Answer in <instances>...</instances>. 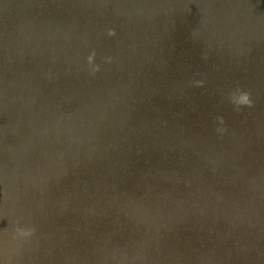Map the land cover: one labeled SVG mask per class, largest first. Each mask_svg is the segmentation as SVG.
Wrapping results in <instances>:
<instances>
[{
	"label": "water",
	"instance_id": "water-1",
	"mask_svg": "<svg viewBox=\"0 0 264 264\" xmlns=\"http://www.w3.org/2000/svg\"><path fill=\"white\" fill-rule=\"evenodd\" d=\"M0 264H264V0H0Z\"/></svg>",
	"mask_w": 264,
	"mask_h": 264
},
{
	"label": "clouds",
	"instance_id": "clouds-1",
	"mask_svg": "<svg viewBox=\"0 0 264 264\" xmlns=\"http://www.w3.org/2000/svg\"><path fill=\"white\" fill-rule=\"evenodd\" d=\"M109 35H114L115 32L114 30H109ZM95 53H93L92 55H90L88 57V61L90 64L93 63V57H94ZM99 70V66L98 65H94L93 68H92V71L93 72H96ZM230 100H231V103L237 108V110H239V108L241 106H249L251 107L253 105V101L250 99V94L243 91L242 89H240L239 86H237L236 88V91L235 92H232L230 94ZM221 124L224 123V120L222 117H217L216 118ZM227 129L226 128H217L216 131L218 132H225ZM35 231V229L33 228H17L16 229V232L22 236V237H26V236H29L31 235L33 232Z\"/></svg>",
	"mask_w": 264,
	"mask_h": 264
}]
</instances>
